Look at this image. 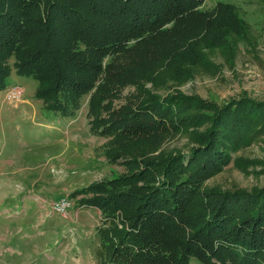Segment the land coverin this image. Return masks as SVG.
<instances>
[{
    "label": "trees",
    "instance_id": "1",
    "mask_svg": "<svg viewBox=\"0 0 264 264\" xmlns=\"http://www.w3.org/2000/svg\"><path fill=\"white\" fill-rule=\"evenodd\" d=\"M205 1L0 0V90L14 57L16 73L37 80L46 110L71 117L90 94L91 129L109 137L106 156L126 169L72 192L82 195L78 206L102 214L103 264H264V187H204L264 126V101L160 98L145 86L170 62L173 75L191 78L201 43L243 26L233 6L203 9ZM129 85L137 91L103 115L106 100ZM204 123L190 153L162 149Z\"/></svg>",
    "mask_w": 264,
    "mask_h": 264
},
{
    "label": "rangeland",
    "instance_id": "2",
    "mask_svg": "<svg viewBox=\"0 0 264 264\" xmlns=\"http://www.w3.org/2000/svg\"><path fill=\"white\" fill-rule=\"evenodd\" d=\"M219 2L233 6L243 26L228 27L227 35L221 31L218 41H203L204 57L193 60L191 78L173 75L176 64L170 62L154 81L145 82L153 94H197L218 104L244 94L264 101V0H206L202 8L212 9ZM14 61L9 60L10 81L0 90V264H103L97 231L102 214L95 207L78 206L82 195L72 192L126 169L106 156L109 137L91 129L90 94L71 117L46 110L35 96L37 80L18 75ZM12 86L14 92L8 93ZM136 91L137 85H129L106 100L103 115ZM208 125L171 135L162 149L190 153L198 145V131ZM250 140L231 149L230 159L204 187H264V126ZM66 197L71 206L54 213L51 203Z\"/></svg>",
    "mask_w": 264,
    "mask_h": 264
},
{
    "label": "built area",
    "instance_id": "3",
    "mask_svg": "<svg viewBox=\"0 0 264 264\" xmlns=\"http://www.w3.org/2000/svg\"><path fill=\"white\" fill-rule=\"evenodd\" d=\"M7 90H9L8 93H12L14 92V87L12 86L11 88L8 87ZM71 206V202L70 200L66 197V198H62L60 200H57V201H53L51 203V209L52 211L55 213H64L68 207Z\"/></svg>",
    "mask_w": 264,
    "mask_h": 264
}]
</instances>
